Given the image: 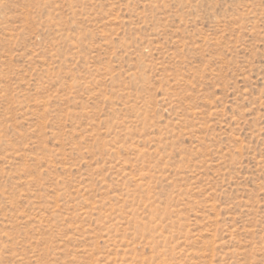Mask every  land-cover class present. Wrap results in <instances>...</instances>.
I'll use <instances>...</instances> for the list:
<instances>
[{
  "label": "rangeland",
  "instance_id": "rangeland-1",
  "mask_svg": "<svg viewBox=\"0 0 264 264\" xmlns=\"http://www.w3.org/2000/svg\"><path fill=\"white\" fill-rule=\"evenodd\" d=\"M0 264H264V0H0Z\"/></svg>",
  "mask_w": 264,
  "mask_h": 264
}]
</instances>
